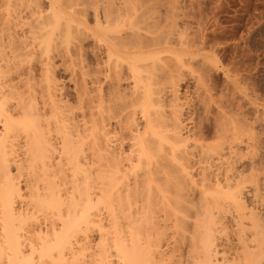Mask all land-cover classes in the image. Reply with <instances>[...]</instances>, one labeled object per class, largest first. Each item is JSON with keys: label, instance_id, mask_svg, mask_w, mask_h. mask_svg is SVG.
<instances>
[{"label": "bare ground", "instance_id": "6f19581e", "mask_svg": "<svg viewBox=\"0 0 264 264\" xmlns=\"http://www.w3.org/2000/svg\"><path fill=\"white\" fill-rule=\"evenodd\" d=\"M199 11L0 0V264H264V114L198 75L195 120Z\"/></svg>", "mask_w": 264, "mask_h": 264}, {"label": "rangeland", "instance_id": "374dc122", "mask_svg": "<svg viewBox=\"0 0 264 264\" xmlns=\"http://www.w3.org/2000/svg\"><path fill=\"white\" fill-rule=\"evenodd\" d=\"M190 1L200 8L197 17L201 20V32L199 28L196 31L205 40L207 64L203 63L202 68L191 66L182 84L193 107L196 104L200 108L195 120L202 118L198 97L203 94L195 92L198 75L211 99L220 100L229 115L248 122L260 119L264 114V0H185V3L188 5ZM259 134L264 135L263 131Z\"/></svg>", "mask_w": 264, "mask_h": 264}]
</instances>
